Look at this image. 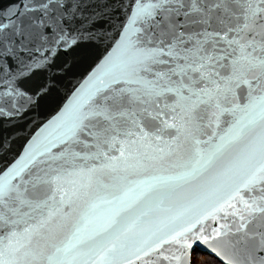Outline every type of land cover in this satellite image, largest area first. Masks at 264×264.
<instances>
[{
  "label": "snow or ice",
  "instance_id": "6c2138e0",
  "mask_svg": "<svg viewBox=\"0 0 264 264\" xmlns=\"http://www.w3.org/2000/svg\"><path fill=\"white\" fill-rule=\"evenodd\" d=\"M0 264H264V0H0Z\"/></svg>",
  "mask_w": 264,
  "mask_h": 264
},
{
  "label": "rangeland",
  "instance_id": "374dc122",
  "mask_svg": "<svg viewBox=\"0 0 264 264\" xmlns=\"http://www.w3.org/2000/svg\"><path fill=\"white\" fill-rule=\"evenodd\" d=\"M201 255H204L203 253Z\"/></svg>",
  "mask_w": 264,
  "mask_h": 264
}]
</instances>
